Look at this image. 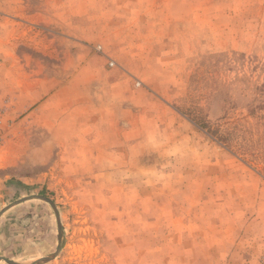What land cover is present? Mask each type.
<instances>
[{"label":"rangeland","instance_id":"obj_1","mask_svg":"<svg viewBox=\"0 0 264 264\" xmlns=\"http://www.w3.org/2000/svg\"><path fill=\"white\" fill-rule=\"evenodd\" d=\"M0 264H264V0H0Z\"/></svg>","mask_w":264,"mask_h":264},{"label":"water","instance_id":"obj_2","mask_svg":"<svg viewBox=\"0 0 264 264\" xmlns=\"http://www.w3.org/2000/svg\"><path fill=\"white\" fill-rule=\"evenodd\" d=\"M32 198H35V199H39V200L45 201V202L49 203V204L52 206V208H53V210L55 211L56 216H57L56 219H57L58 227H59V228H58V230H59V241L61 242V240H62V235H61V225H60L59 217H58L57 212H56V208H55V206H54L53 204H51L46 198H43V197H27V198H24V199H22V200L16 201L15 203H13V204L9 205L8 207H6L5 209H3V210L0 212V215H2V213H4V212H5L6 210H8L9 208H11V207H13V206H15V205H17V204H20V203H22V202H24V201H27V200H29V199H32ZM58 252H59V248H58V250L56 251V253H55L54 255H52L51 257L43 258V259H41V260H39V261H36L35 263H32V264H45V263H48V262L52 261L53 259H55V257L57 256ZM3 260H4V262H5L6 264H19V263H16V262H13V261H10V260H7V259H3Z\"/></svg>","mask_w":264,"mask_h":264},{"label":"bare ground","instance_id":"obj_3","mask_svg":"<svg viewBox=\"0 0 264 264\" xmlns=\"http://www.w3.org/2000/svg\"><path fill=\"white\" fill-rule=\"evenodd\" d=\"M41 260V259H40ZM37 261H39V260H37ZM35 263V262H34Z\"/></svg>","mask_w":264,"mask_h":264}]
</instances>
